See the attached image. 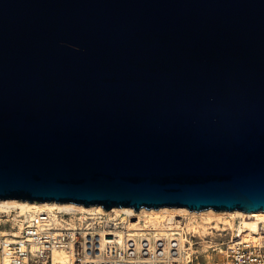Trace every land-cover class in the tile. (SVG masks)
<instances>
[{"label":"water","instance_id":"obj_1","mask_svg":"<svg viewBox=\"0 0 264 264\" xmlns=\"http://www.w3.org/2000/svg\"><path fill=\"white\" fill-rule=\"evenodd\" d=\"M0 199L264 211V0H0Z\"/></svg>","mask_w":264,"mask_h":264},{"label":"built area","instance_id":"obj_2","mask_svg":"<svg viewBox=\"0 0 264 264\" xmlns=\"http://www.w3.org/2000/svg\"><path fill=\"white\" fill-rule=\"evenodd\" d=\"M86 216L79 215L73 226L70 214L46 209L29 217L0 213V264H264V229L258 242L245 240L232 231L226 240L218 241L222 242L223 252L217 246L210 248L219 255L217 260L195 263L197 252L191 261L183 260L184 248L190 247L185 244L190 241L183 243L181 236L189 237L196 245L201 235L186 232L182 217L167 227H150L139 234L134 230L121 238L119 232L133 217L111 219L97 213ZM16 230H20L19 236L14 234ZM214 233L212 229L209 236L217 240ZM102 234L109 239L104 244L100 242ZM58 249L68 251L65 262L55 259Z\"/></svg>","mask_w":264,"mask_h":264},{"label":"bare ground","instance_id":"obj_3","mask_svg":"<svg viewBox=\"0 0 264 264\" xmlns=\"http://www.w3.org/2000/svg\"><path fill=\"white\" fill-rule=\"evenodd\" d=\"M46 209L53 213H64L71 215V223L74 226L75 221L79 215L87 218L89 214H103L107 218H130L124 225V229L119 232L121 238H123L126 232H137L138 234L143 232L142 230L150 227H167L168 223H174L178 218L183 219L185 226L183 227L186 232H199L202 239L207 238L210 232L227 231L232 230L236 226L235 221L239 219V227L234 230L238 232L245 240H251L258 242L262 238V229H264V211L246 212L242 210L234 211H216L214 209H208L203 211L190 210L187 207H162L160 209H148L142 208L141 210H135L133 207H114L110 210L105 209L102 205L85 206L76 203H61L56 201L47 202H31L21 199H0V213L6 216L14 215L18 216H31L35 212ZM126 215V216H125ZM125 216V217H124ZM22 229V223L19 225ZM233 231V230H232ZM6 232V231H3ZM16 236H19L20 230L14 231ZM108 236L102 234L101 243L104 244L109 239ZM183 243L190 241V247L184 248L186 254L183 255V260L191 261L192 254L198 251L195 250V245L189 237L181 236ZM210 245L211 242L205 241ZM220 248V252H223L224 247L221 242L216 243ZM209 247H212L211 245ZM55 259L60 262H65L68 258V251L66 249H58L54 252ZM182 260V259H180ZM208 263H211L209 261Z\"/></svg>","mask_w":264,"mask_h":264},{"label":"rangeland","instance_id":"obj_4","mask_svg":"<svg viewBox=\"0 0 264 264\" xmlns=\"http://www.w3.org/2000/svg\"><path fill=\"white\" fill-rule=\"evenodd\" d=\"M239 219H237L234 223V225L236 226L234 229H232L233 231L235 229H237L239 227ZM232 230H227V231H219V235H222L221 237L222 238H218L217 236V232L216 230H214V234L213 236L217 238V240L215 238H212L211 236H207V238L205 239H202V236L201 238H197V244L195 245V250L198 251V255H199V258L198 260H195V263L198 261L200 263H203L204 261H211V263L215 260H217L219 258V255H215V253L210 249L211 247H209L210 245L211 246H217V242L220 241V240H226ZM199 233V232H198ZM214 241H213V240ZM205 241H208V242H211L210 245H207L208 243H205ZM219 247H221V242H219Z\"/></svg>","mask_w":264,"mask_h":264}]
</instances>
